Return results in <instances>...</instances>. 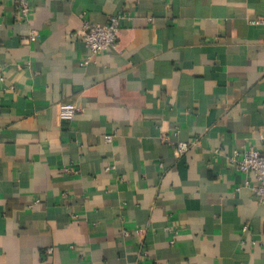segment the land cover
<instances>
[{"label": "crops", "instance_id": "crops-1", "mask_svg": "<svg viewBox=\"0 0 264 264\" xmlns=\"http://www.w3.org/2000/svg\"><path fill=\"white\" fill-rule=\"evenodd\" d=\"M29 3L0 0V264H264L229 161L264 150V0ZM122 13L83 65L78 30Z\"/></svg>", "mask_w": 264, "mask_h": 264}, {"label": "built area", "instance_id": "built-area-1", "mask_svg": "<svg viewBox=\"0 0 264 264\" xmlns=\"http://www.w3.org/2000/svg\"><path fill=\"white\" fill-rule=\"evenodd\" d=\"M19 12L22 16H27L30 13L31 6L29 0H16ZM124 14H116L110 16L108 22L98 23L91 20L84 22L83 27L76 34L82 36L86 45L90 49L88 54L82 61L83 65L88 64L93 56L103 52L107 48L116 47L118 45L119 30ZM152 20V17L149 18ZM38 34L32 30L27 37V40H36ZM5 65L0 60V83L6 81ZM14 88V86H12ZM80 106L75 101H64L59 104V115L62 121H71L80 111ZM107 140L111 139V135L106 136ZM191 143L189 141H178L176 149L179 154L183 155L189 151ZM229 161L234 163L239 170L244 172L247 177L245 186L249 187L252 192L264 202V150H259L253 146L245 150H236L229 156ZM240 188V187H239ZM238 188V189H239ZM245 226L244 229H246ZM52 248L48 251L50 252Z\"/></svg>", "mask_w": 264, "mask_h": 264}]
</instances>
